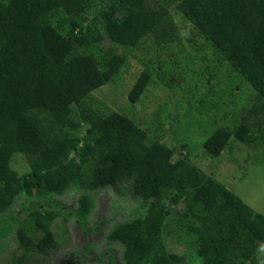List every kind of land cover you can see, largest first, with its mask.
<instances>
[{
	"label": "trees",
	"instance_id": "16d2710c",
	"mask_svg": "<svg viewBox=\"0 0 264 264\" xmlns=\"http://www.w3.org/2000/svg\"><path fill=\"white\" fill-rule=\"evenodd\" d=\"M167 5L255 93L232 129L219 127L206 138L204 151L219 157L231 139L264 146V0H0V213L9 212L0 217V236L14 227L13 264H39L34 255L58 248L55 198L69 188L124 183L145 210L107 235L121 247V262L111 258V264H256L264 215L174 158L144 123L91 99L142 40L162 33L156 39L167 42L173 32ZM104 41L109 46L101 48ZM153 74L145 64L134 78L126 93L131 104ZM16 153L26 159L24 174L10 166ZM93 208L81 196L74 213H66L84 223ZM169 225L195 245L192 256L166 251Z\"/></svg>",
	"mask_w": 264,
	"mask_h": 264
},
{
	"label": "rangeland",
	"instance_id": "374dc122",
	"mask_svg": "<svg viewBox=\"0 0 264 264\" xmlns=\"http://www.w3.org/2000/svg\"><path fill=\"white\" fill-rule=\"evenodd\" d=\"M167 6L173 29L165 37L167 42L163 44L156 39L162 33L146 37L131 52L128 64L119 75L95 90L91 99L96 105L117 111L140 126L144 123L149 136L160 135L161 143L173 150L174 158L196 166L228 188L254 212L264 215V146L250 149L231 139L229 147L219 157H211L202 147L217 128H233L241 119L240 113L245 114L255 93L204 43L191 24L175 12L174 5ZM105 46H109L106 41L102 42L101 48ZM99 49L91 46L89 50L96 53ZM145 64L154 74L139 101L131 104L126 93ZM169 76L173 78L171 83ZM10 166L18 174L28 171L26 159L18 153L13 155ZM81 196H88L94 202L84 223L66 213H74ZM55 202L61 206V210L56 208L60 217L51 227L58 248L48 255H34L39 264H111V258L120 263L121 247L107 235L116 225L145 210V205L133 196L128 183L94 191L69 188L55 198ZM178 209L182 210L180 206ZM13 211L18 212L16 206ZM7 213H0V217ZM163 243L167 252L187 257L194 254L195 245L179 239V233L171 225L164 231ZM16 251L12 227L0 236V264H13ZM256 264H264V241Z\"/></svg>",
	"mask_w": 264,
	"mask_h": 264
}]
</instances>
